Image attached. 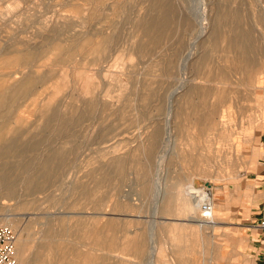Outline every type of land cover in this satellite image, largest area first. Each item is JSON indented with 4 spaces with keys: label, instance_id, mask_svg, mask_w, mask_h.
Segmentation results:
<instances>
[{
    "label": "bare ground",
    "instance_id": "obj_1",
    "mask_svg": "<svg viewBox=\"0 0 264 264\" xmlns=\"http://www.w3.org/2000/svg\"><path fill=\"white\" fill-rule=\"evenodd\" d=\"M82 1L83 4L77 5L75 12L76 16L81 19L79 23L81 30L77 31V39L73 44L63 46L53 39V41L50 40L41 47L32 46L25 49L22 44L16 43L12 47L8 46L0 49V194L8 200L15 197L18 184H23V190L28 196H32L57 181L64 170L67 172L66 167L68 162H71L70 157L76 158L85 146L82 148L83 142L80 141L83 140L76 139L78 134L77 132L75 134V128L80 127L83 129L87 126V123L96 122L98 120L96 118L100 114L107 112L111 115L115 114L120 122L135 124L133 126H138L142 120L150 119L149 116L152 118V111L155 109L154 103L160 96L158 94L159 82L157 79L166 80V78L171 77L176 69L178 58L182 54L184 55L187 50V56H182L183 60L185 58L188 63L194 56V50L193 52L191 49L189 50L193 45L185 40V37H189L194 28L188 14H184L179 10L178 5L174 2L175 0H148L145 13L137 15L133 19L134 31L128 37H124V25L130 20L129 5L132 0ZM232 1L238 2L236 8H229L228 2ZM202 19L205 22H201L202 29L199 28L196 37L200 39L208 35L204 41L207 42L209 49L197 61L193 62V60L192 62L196 74L194 80L200 78L203 82L201 84L199 81V83L189 82L191 84L186 86L182 98L184 103L175 106L174 112L170 111L169 107L168 115L177 120L176 127L180 131H184L191 126L196 128L201 136L214 134L218 145V163L222 165L223 162L231 163L235 161L234 156L236 155H229L231 149L238 151L247 143L241 137V130H239L238 125L232 127L227 120L233 117V111L238 106L234 104L241 98L240 90L243 87L246 90H252V87H254V77L258 72L256 54H259L261 48L256 39L254 28L246 23L240 0H220L215 8V21L214 25H211L209 34L207 33L208 25L205 26L207 24L206 19ZM87 24H90L91 27H87ZM48 48L60 55L57 63L63 64L75 58V62L78 64L75 86L74 88L71 86L72 90H70L72 92H67L68 95L66 96V100L70 99L72 102L59 101L57 97L60 95V92H58L60 90L57 89L56 92L53 90V93L50 94L47 89L54 69L52 70V67H49L50 69L44 68L45 70H43V65L40 62L41 57L46 54ZM118 51H127L128 53V62H125L121 68V70L125 68L126 72L105 69ZM170 51L173 52L172 55H168ZM214 52L224 54L223 60L227 63V68L215 69L213 64ZM135 59L137 61H134ZM120 60H123L122 57ZM180 60L178 61L180 62ZM88 63L98 68L92 71L87 68ZM55 66L53 68H56ZM137 70L143 72H137ZM183 70L185 71V69ZM156 72H160L161 75H157ZM192 72L194 73L193 70ZM187 73L190 72L187 71ZM261 74H264V71ZM125 75L128 82L126 85L121 86L126 87L128 90V85H131V96H133L134 101L132 102L131 98L130 101L126 100L124 102L120 96L117 97L116 103L108 100L107 97L110 94L108 89L105 90L104 88L117 86L122 76ZM188 75L186 76L188 77ZM135 79L138 80L136 84L133 82ZM262 83L264 84V75ZM178 86H176L177 89ZM182 86L184 88L185 83ZM68 87L70 88V86ZM179 87L181 88V86ZM173 96L172 94L170 97ZM165 99L167 100V98ZM24 101L30 102V104L25 106L26 102ZM23 106L29 108L30 112L37 116V118H33L36 121L31 126L28 125L30 120H27L31 113H28L27 109H23L25 111L20 110ZM130 107L136 111L133 119L127 118L126 110ZM20 111L23 112L22 115ZM24 112L25 114L27 112L29 116L23 118ZM166 118L165 120H167ZM115 125L112 123L103 127L97 134L96 140L98 137L101 138V142L104 144L103 148L113 150L109 151V154L108 152L105 153L103 149L102 157L105 160L96 162L97 165L89 170L87 175L91 178V186L89 187L80 182L74 184L73 187L79 193L80 198L85 200L80 204L81 211L89 209L93 215L87 216L84 212L77 213L79 218L72 223L66 218L46 217V221L40 227L39 238L31 241L33 249L31 257L26 254L27 244L29 243L22 242L20 239L17 240L18 264H131L130 256L142 260L147 255L150 257V247L145 235H139L140 237L132 239L129 237L130 232L127 233L118 224V221L122 219L110 217L105 222L103 219L108 215L110 206L114 211L120 206L110 205V203H113L112 195L110 196L108 192L102 193V189L111 184L115 177L123 180L126 163L128 164L127 157L117 154L115 146L109 144L111 142L109 134L113 131ZM33 126L35 127L34 132L31 130ZM122 127L125 126L122 125ZM50 130L54 132H52V137H64L67 139L66 143L53 147L51 145L52 138L49 136ZM90 131H93L92 128ZM93 132H95V129ZM88 136L93 138L91 133ZM162 139L161 127L155 126L149 135L147 144H141L132 153V162H140L141 158L152 162L157 150L160 149ZM206 143L208 144L206 149L209 150V154L199 151L197 154L177 155L181 157L182 161H190L192 170L188 173V176L192 180L188 181V186L192 184L190 182H193L189 186L190 189L188 187L186 189L185 186L177 199L182 202L183 209L189 213L187 218L189 222L197 225L200 231L205 228L214 231L222 224L220 222L221 217L214 210L218 206L216 199H219L220 195L216 196L213 193L211 182L208 181L200 186L199 181L196 180V178H208L211 172L210 168L214 158L211 157L213 151L212 140L207 137ZM42 147H46V149H41ZM194 150H197V148L194 147ZM41 151L43 152L40 153ZM147 163L142 165L144 176L149 174ZM125 192L127 190L124 189ZM161 198L165 200V203L162 204L164 205L162 211L170 212L173 205V196L166 198L164 192ZM18 201L19 206L24 209L34 203L33 201L28 203ZM129 201L131 202L130 199ZM16 215L18 216V214ZM16 215H1L0 225L6 224L15 228L16 221L12 219V216L17 218ZM55 234L57 238L54 237ZM76 236H78V239L81 238L80 246L82 250L78 249L79 247L76 245ZM151 243L153 244V242ZM174 245L177 246V244ZM177 247L176 251L182 250L181 248L177 250ZM68 251H70L73 258H68ZM157 253L153 251L151 258L153 256L156 258ZM180 255L182 256L181 253ZM149 260L152 261V259ZM151 261L149 262L152 263Z\"/></svg>",
    "mask_w": 264,
    "mask_h": 264
},
{
    "label": "rangeland",
    "instance_id": "obj_2",
    "mask_svg": "<svg viewBox=\"0 0 264 264\" xmlns=\"http://www.w3.org/2000/svg\"><path fill=\"white\" fill-rule=\"evenodd\" d=\"M179 1L175 0L174 2L176 3V5H178L179 10L182 13L188 14V17L190 18L192 26L194 28L189 37H185V40L187 42L189 41V43L191 42L190 44L193 45L191 46L192 48H189V50L191 49L192 52L194 50V56L187 63L185 58L183 60V57L187 56L188 50L187 52L184 51L186 55L184 53V55L182 54L181 57L178 58V60H180L181 58L182 59L180 60V62L177 60L174 74L171 77L166 78V80H160L159 78L157 79V81L159 82L158 94L160 96L159 99H157L154 103L155 109H153L154 111H152V118L149 116L150 119L142 120L138 126H133L135 124L131 125L128 122L123 123L118 121V118L115 114L111 115L109 112L100 114L96 118L98 120H96V122L94 123H87V126L83 127L84 130L80 127L74 129L75 134L76 132L78 134L76 136V139L83 140L80 141L81 143L83 142L82 148L84 145L85 146L82 150L83 152L81 151V153H79L76 158L73 156L70 157V160L73 163L68 162V166L66 167L68 169L67 172L64 170V172H62V176L58 178L57 181H54L51 185L45 187L44 190L36 192L32 196H28L26 194L25 190H23V184L17 185L16 195L11 200L3 198L0 194V216H6L9 214H14L15 216L16 214H18L19 217L16 215L17 218L12 216V219L16 221V227L14 228V230L17 231L18 239H20L22 242L29 243L27 244L26 252V254H28V257H31L33 253L31 241L39 238L40 227L46 221V217L51 216L52 218L59 219L66 218L72 223L74 220L79 218L78 214L80 212L86 213L87 216L93 215L91 213L92 211L89 209H87L86 211H81L80 204L85 202V200L80 198L79 193H77L73 187L74 184L80 182L86 184L89 187L91 186L92 181L87 174L94 165H97L98 162H102V160L104 159L102 157L104 144L101 142V138L98 137L99 139L97 138L96 140L97 134L101 128L113 123V125H116L113 127V131L109 134V138L111 139V142L109 144L115 146L117 154H121L127 157L128 164L126 163L123 180L115 177V180H113L111 184L102 189V193L108 192L110 196L112 195L113 203H110V205L115 204L116 207L120 206L118 209H116V211L112 210L110 206L108 208V215L103 219L104 222L107 218L110 217L120 220L122 219L121 221H118V224H120L127 233L130 232L129 237L132 239L138 238L142 235L146 236L150 247V257L149 255H147V257L149 258L146 257L144 260H142L141 258L130 256L129 259L131 260V264H215L220 259V252L223 248L225 237L230 230L229 226L231 223L237 220V215L239 214V210L241 208L239 199L241 196H245V194L247 195L249 193H251V196H253V190H249V183L250 179L252 178L251 174L254 171V166L258 165L260 160L264 158V147L262 146L261 141V136L264 132V84L262 83V77L264 74H261V72L264 71V0H259L260 2L258 0H240L246 17V23L254 28L255 36L261 49L259 54H256V57L258 59V72L254 77L255 84L254 87H252V90L254 92H251L252 90L250 89L246 90L244 89V87L240 90L241 98L234 104L238 106L233 111V117L228 118L227 120V122L231 124L232 127L238 125V127L240 128L239 130H241L240 135L247 141V143L239 148L238 151H234L231 149L229 155H236L237 157L234 156L235 161L231 160V163L223 162L222 165L218 163V145L215 141L214 134L203 135V137L200 135V132L198 133V130L196 128H192L191 126H189L184 131H180L176 127L177 120L168 115L169 109L170 111L174 112L178 104L184 103V100L182 98L183 94L186 91V86H189V84L191 83L200 82L201 84V82H203V80L200 78L194 80L196 74L193 68V62L197 61L201 55L208 51V44H206L207 42L204 41L208 35L205 38L200 39H198L196 35L197 33H199V28L200 30L202 29L201 22H205L203 19L201 20V18L206 19L207 24L205 26L208 25L207 33L209 34L211 25L213 26L215 21V8L220 0ZM80 4H83L82 0H0V49L2 47H12L16 43L22 44V47L25 49H29L32 46L41 47L48 41H53V39L58 43H61L63 46L73 44L77 39V31L81 30V28L79 27L81 19L78 18L75 13L77 5ZM228 4L229 8H236L238 6V2L235 1L228 2ZM147 5L148 0L131 1L129 5L130 20L124 25V37H128L133 34V19L137 15L144 14L145 7H147ZM203 9L206 11V13ZM87 27H91L90 24H87ZM172 53L173 52L170 51L168 55H172ZM59 57L60 55L56 54L55 51H50V48H48L46 54L41 57L40 63L41 65H43V70L50 69L51 67L52 70L54 69L53 73L51 74L52 77H50L51 79H49L48 82L47 89L49 93H53V90L54 92H56L58 89L60 90L58 91L60 92V95L57 97V99H59V101L63 100V102L67 101L69 103L72 101H70V99L66 100V96L68 95L67 92L72 90L71 86L73 88L75 86V78L77 79L76 69L78 67V64L77 62H75V58L72 59V61H68L63 64L57 63ZM121 57L123 59L122 61L120 60ZM128 57L129 56L127 51H118L111 59L109 65L105 67V69L116 72H126L125 68L122 70L121 68L123 67V64H125V62H128ZM223 58V53H213V64L215 69L219 70L221 68H227L226 66L228 65L227 63H225ZM134 61L137 60L135 59ZM54 65H56V68H53ZM87 66V68L91 69L92 71L98 68L89 63L87 64ZM185 66L187 69L185 68ZM183 69H185V71ZM186 70L190 73H187ZM192 70L194 71V73L192 72ZM141 71L142 70H137V72ZM156 74L159 75L160 72H156ZM186 75H188L190 79ZM181 76L183 77L181 78ZM231 78L235 79L233 77ZM137 81V79L133 80L135 84L137 83ZM127 82L128 78L125 75L122 76L117 86L104 88L105 90L108 89L110 94L107 99L116 103L117 97L120 96L124 102H126V100L130 101L131 98V101L133 102V96H131V85H128V90L126 87L121 86L126 85ZM177 82H180L181 84H178ZM183 83H185L184 88L182 86ZM178 85L181 86V88ZM50 86H52L53 88H51ZM68 86H70V88ZM176 86H178V89ZM171 92L174 95L172 98L170 97L172 95ZM165 98H167V100ZM165 100L168 102H166ZM27 101H24L26 102L25 106L30 104V102L28 103ZM25 106H23L20 110L27 109L24 108ZM27 110L26 111L28 113H31L29 108ZM126 111L127 118L130 117V119H133L136 111H134L131 107L127 108ZM27 112L26 114L24 112L23 118L24 116H29ZM20 113L22 115L23 112L20 111ZM32 115L33 114L31 113L27 118V120H30L28 121L29 126L33 125L36 121V119L33 120V118H37L35 114L33 116ZM165 118L167 120H165ZM122 125H124L125 127H122ZM155 126L161 127L163 139L162 144L159 147L160 149H158L157 153L155 154L154 160L152 162H148L142 160L141 158L140 162H132V153L135 152L137 148L141 146V144H147L149 135L152 133ZM91 128L93 131L95 129V132L90 131ZM34 129L35 127L33 126L31 130H33L34 132ZM52 132L53 130H50L49 136H51L52 138L51 145L53 147L61 146V144L63 145L66 143L67 139L64 137H52ZM137 132H139L140 134H138ZM81 133L83 134V136ZM90 133L91 135H93V138L92 136H88L90 135ZM168 134H171L170 138ZM207 137L212 140L213 151L211 153V157H214L210 168L211 172L208 178H196V180L199 181L200 186L208 181L211 182L210 184L212 185L213 193L216 194V196L220 195V198L216 199V204L218 206L214 208V210L221 217L220 222H222V224L214 231L212 229H210L212 230L210 231L207 228L200 231L197 225L189 222L187 219L189 213L183 209L182 202L177 199L179 193L185 189V186L186 189L187 187L188 189H190L189 186L193 184V182H190L192 184L188 186V181L192 180V178L188 176V173H190V171L192 170L190 161H182L181 157L177 155L189 153L197 154L199 151L209 154V150L206 149L208 145L206 143ZM164 140L168 141L165 142ZM85 142L90 145H86L87 143ZM164 142L168 147L164 144ZM194 147H196L197 150L193 151ZM41 149L45 150L46 147H42ZM111 150L113 149H104L105 153H109V151ZM43 151H41L40 153H42ZM162 155H164L165 157H162ZM146 163L149 171L148 176L143 175L144 168L142 169V165H146ZM204 179H206V181H204ZM115 188L117 189L116 191L114 190ZM124 189L125 191L127 190V192L124 193ZM164 192L166 193V198L168 196H173L174 198L170 212L162 211V208L164 206L162 204L165 203V200L161 197H163ZM127 196L130 198H128ZM129 199L131 200V202L129 201ZM18 200L25 203L33 201L34 203L30 207L24 209L19 206ZM224 200L227 203L228 207V210L226 212L225 205L223 203ZM224 212L225 214H223ZM11 227L13 228V226ZM212 233L215 235H213ZM54 237H56V234ZM80 239V237L78 239V236H76L75 242L77 247H79L78 249L82 250L80 246ZM151 242H153V244ZM174 244H177V246L179 247L175 246ZM176 247L177 250L179 248H181L182 250L176 251ZM16 248L18 255V244L16 245ZM153 251L158 252L156 254V258L155 256L151 258ZM180 253L182 254V256L180 255ZM69 254L70 251H68V258H73L72 254H70V256ZM149 259H152V261ZM149 261H151L152 263H150Z\"/></svg>",
    "mask_w": 264,
    "mask_h": 264
},
{
    "label": "crops",
    "instance_id": "obj_3",
    "mask_svg": "<svg viewBox=\"0 0 264 264\" xmlns=\"http://www.w3.org/2000/svg\"><path fill=\"white\" fill-rule=\"evenodd\" d=\"M261 141L264 147V132ZM251 175L249 190H253V196L249 193L240 197L237 220L230 224L215 264H264V228H260L264 221V158L254 166ZM223 203L226 212L227 203Z\"/></svg>",
    "mask_w": 264,
    "mask_h": 264
},
{
    "label": "built area",
    "instance_id": "obj_4",
    "mask_svg": "<svg viewBox=\"0 0 264 264\" xmlns=\"http://www.w3.org/2000/svg\"><path fill=\"white\" fill-rule=\"evenodd\" d=\"M264 228V221L260 223ZM18 234L11 226H0V264H18L17 255Z\"/></svg>",
    "mask_w": 264,
    "mask_h": 264
}]
</instances>
